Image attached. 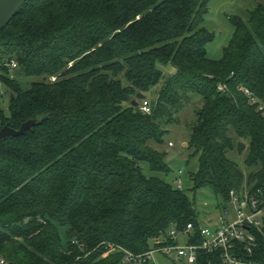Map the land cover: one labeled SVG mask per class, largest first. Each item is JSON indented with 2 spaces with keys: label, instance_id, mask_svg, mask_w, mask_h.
<instances>
[{
  "label": "trees",
  "instance_id": "1",
  "mask_svg": "<svg viewBox=\"0 0 264 264\" xmlns=\"http://www.w3.org/2000/svg\"><path fill=\"white\" fill-rule=\"evenodd\" d=\"M210 1L28 0L2 28L0 83L9 104L7 113L0 106V128L37 119L0 140L7 264H137L106 243L142 254L175 243L166 240L173 226L191 222L198 232L186 190L142 167L171 171L167 124L197 96L203 103L187 142V161L198 160L193 189L210 186L228 202L233 190L264 187V3L248 20L229 16L233 36L214 59L207 45L215 35L204 24ZM10 59L18 62L12 75ZM170 64L175 70L144 112L137 94L161 82L160 65ZM15 74L33 80L24 87ZM231 130L247 144V166L257 168L247 178L228 156ZM254 250L264 264V225ZM199 259L222 264L217 254L200 251Z\"/></svg>",
  "mask_w": 264,
  "mask_h": 264
},
{
  "label": "rangeland",
  "instance_id": "2",
  "mask_svg": "<svg viewBox=\"0 0 264 264\" xmlns=\"http://www.w3.org/2000/svg\"><path fill=\"white\" fill-rule=\"evenodd\" d=\"M264 0H211L209 3V11L205 17V26L212 32H214V39L207 45V52L211 58L219 59L223 56V49L230 42L234 27L231 23L229 16L240 15L244 20L249 19V12L258 3ZM164 72V77L161 82L152 87L145 96L151 101L156 99L157 93L160 90L163 81L174 70V66L160 65ZM8 75H12L13 72H7ZM24 87H27L32 82L33 78L26 77L21 74H15ZM0 106L7 113L9 104V89L0 83ZM203 101L200 96L194 98L188 103L185 108L180 112L179 120L167 124V133L165 135L166 144L165 148L169 151L168 162L171 166V171L154 172L150 169L147 162L142 163L143 170L148 175H157L170 182L175 186H178L175 180L178 177L182 179V188L192 198L194 205L198 211V218L201 225L214 226L218 224V217L222 213L224 207H227L231 211V216H234V208L230 201H225L221 196H216L215 192L210 186L201 187L199 189H193V180L191 173L197 171L198 160L194 158L191 161H187L189 156V149L187 148V142L190 135V127L197 120V109L202 105ZM234 138L235 148L228 151V156L234 160L238 166L247 175L257 169L256 167H249L246 164V156L248 154V147L242 152L237 149L238 141L242 140L237 137L234 130L230 132ZM244 141V140H242ZM245 142V141H244ZM172 143V144H171ZM246 143V142H245ZM181 171V172H180ZM63 240L67 239V230L62 227L60 229ZM187 237L184 234L178 235V243L185 244ZM157 264H189L185 258H173L166 256L159 252L154 254V259Z\"/></svg>",
  "mask_w": 264,
  "mask_h": 264
},
{
  "label": "built area",
  "instance_id": "3",
  "mask_svg": "<svg viewBox=\"0 0 264 264\" xmlns=\"http://www.w3.org/2000/svg\"><path fill=\"white\" fill-rule=\"evenodd\" d=\"M6 64L11 72H14L18 67V62L15 59H10ZM219 88L224 90L225 85L220 84ZM244 91L250 96L252 102L257 103V97L248 88H245ZM140 108L147 113L152 111L151 102L147 97L142 99ZM258 108L264 112V104L259 103ZM175 182L178 187L182 188L181 177H178ZM230 202L234 208V216L232 217L231 211L224 207L218 217V224L214 226L200 224L198 232L194 230V224L191 222L182 229H178L176 226L171 227L166 235V240L175 243L169 242L142 254L134 253L112 242L106 243L107 248L109 251H123V261L137 264H143L148 260L152 264H157L153 261L154 254L157 252L166 256L172 255L173 258H185L189 264H212L200 261V251L217 254L222 264H261L255 258L254 249L257 245V232L263 231L264 225V187L256 189L244 187L233 190ZM179 234L186 235L185 244L178 243ZM198 234L200 239L191 241ZM73 242L84 249V243L78 240H73ZM89 253L87 252L85 256ZM82 256L84 255H80L78 258ZM0 264H7L4 257H0Z\"/></svg>",
  "mask_w": 264,
  "mask_h": 264
},
{
  "label": "water",
  "instance_id": "4",
  "mask_svg": "<svg viewBox=\"0 0 264 264\" xmlns=\"http://www.w3.org/2000/svg\"><path fill=\"white\" fill-rule=\"evenodd\" d=\"M28 0H0V31L14 17V15L26 4ZM145 94L139 92L137 98H144ZM133 104L138 105L137 99H134ZM37 122V119H28L23 122L20 128L16 129L9 125L0 128V140L8 136H16L23 134L27 129L32 128ZM246 147V143L242 140L238 141L237 149L242 152ZM175 256V255H174Z\"/></svg>",
  "mask_w": 264,
  "mask_h": 264
}]
</instances>
